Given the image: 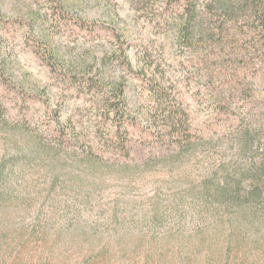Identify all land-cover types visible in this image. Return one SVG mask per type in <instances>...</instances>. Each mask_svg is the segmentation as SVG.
Segmentation results:
<instances>
[{
	"label": "rangeland",
	"instance_id": "374dc122",
	"mask_svg": "<svg viewBox=\"0 0 264 264\" xmlns=\"http://www.w3.org/2000/svg\"><path fill=\"white\" fill-rule=\"evenodd\" d=\"M59 1L72 16L100 26L102 34H72L74 28L52 17L49 0H0V14L16 25L3 42L10 73L14 80L31 79L41 88L49 84L55 98L60 88L48 82L47 68L36 54L35 43L47 37L74 64L76 79L99 69L111 70L115 78L125 76L129 104L145 119L147 92L124 70L120 41L107 36L108 29L126 33L135 66L152 52L168 88H183V68L194 71L191 92L208 89L213 94L190 104L201 124L213 117L215 93L226 80L221 56H232L236 60L229 59L228 65L243 67L245 74L229 110L233 123L224 120L216 135L178 159L143 165L134 173L63 171L54 187L49 167L29 171L24 185L30 197L8 196L0 203V264H264V202L250 191V177L264 165V38L252 11L223 31L202 12L196 45L189 49L176 37V22L165 15L162 0ZM110 44L119 51L114 54ZM192 56L204 60L198 70L182 64ZM229 89L224 86L225 92ZM75 106L76 99H66L57 126L65 125ZM36 107L28 119L0 125V156L7 149L4 135H48V126L54 130L51 114ZM8 108L15 113L11 102ZM151 152L169 150L157 142L133 148L141 163Z\"/></svg>",
	"mask_w": 264,
	"mask_h": 264
},
{
	"label": "trees",
	"instance_id": "16d2710c",
	"mask_svg": "<svg viewBox=\"0 0 264 264\" xmlns=\"http://www.w3.org/2000/svg\"><path fill=\"white\" fill-rule=\"evenodd\" d=\"M49 1L53 4L52 17L58 18L61 24L74 28L72 34H102L100 26L72 16L59 0ZM162 4L165 15L176 22V37L189 49L196 45L193 37L199 22L203 20L202 12L215 20L216 29L223 31L227 25L236 24L241 17H246L251 10L257 21L256 27L264 38V0H162ZM15 29V23L0 14V86H3L5 94L0 99V125L8 124L10 120L15 122L28 119L39 105L45 109L46 114H51L50 118H53L56 126L54 130L47 127L45 131L48 135H4L7 149L0 156V203L7 200L8 196L30 197L31 192L24 182L29 171L34 169L49 167L54 173V187L63 171L88 176H101L111 172L134 173L143 165L150 168L155 163H168L178 159L184 152L195 148L201 140L216 135L220 124L231 119L229 110L236 92H240L242 76L245 74L243 67L236 70L233 64L231 67L228 65L229 59H236L228 54L221 56L223 79L226 76V80L222 82L221 90L217 89L215 93L213 117L201 124L193 115L190 104L194 101L195 104L203 103V99L213 97V94L208 89L191 92L190 78L194 71L183 68L179 79L183 88H168L163 82L164 70L153 61L152 52L145 53L146 61L143 65L135 66L128 55L132 44L129 45L126 33L108 29L107 36L120 41L121 46L119 51L110 44V50L114 54L121 52L119 58L122 59L120 63L124 65V70L135 76L143 93L147 92L148 106L145 119L142 120L140 112L129 104L125 76L115 78L111 70L99 69L88 77L76 79L74 64L61 54L58 43L51 37L35 43L36 54L47 68L48 82H53V85L60 88V95L55 98L48 88L49 84L41 88L31 79L14 80L3 42L7 40V34ZM224 61L227 62V68ZM203 62L199 56H192L182 64L198 70ZM228 68L232 73H228ZM225 85L230 87L228 93L224 90ZM70 97L76 99V106L67 115L65 125L59 127L57 125L62 123L61 118L66 110V99ZM52 100L56 103L52 104ZM10 102L15 113H9ZM233 120L230 121L233 123ZM241 127L240 125L238 129ZM247 136L243 134L245 140ZM140 142H157L160 147L168 149L169 153L161 155V152H151L152 157L141 163L133 154L134 145ZM263 177L262 164L258 167V174L250 177V191L252 198L264 202V181L261 182Z\"/></svg>",
	"mask_w": 264,
	"mask_h": 264
}]
</instances>
